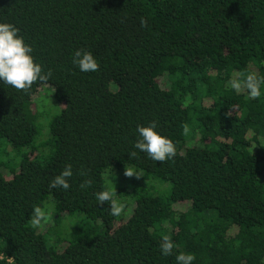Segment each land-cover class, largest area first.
<instances>
[{"label":"trees","instance_id":"trees-1","mask_svg":"<svg viewBox=\"0 0 264 264\" xmlns=\"http://www.w3.org/2000/svg\"><path fill=\"white\" fill-rule=\"evenodd\" d=\"M0 23L52 72L28 92L0 81V264H264V85L254 100L230 85L264 77V0H0ZM77 50L99 70L81 72ZM41 88L59 108L44 123ZM152 122L176 146L162 163L134 148ZM68 164L70 188L50 189ZM125 167L141 177L115 189L117 217L96 193Z\"/></svg>","mask_w":264,"mask_h":264},{"label":"clouds","instance_id":"clouds-1","mask_svg":"<svg viewBox=\"0 0 264 264\" xmlns=\"http://www.w3.org/2000/svg\"><path fill=\"white\" fill-rule=\"evenodd\" d=\"M141 27L147 26V21L143 18L140 20ZM33 49L25 43L24 38L19 34V29L9 23H0V81L14 87L16 90L28 92L34 83L40 82L47 85V82L52 76L51 70L44 73L41 64L34 61L31 55ZM73 64L79 67L81 72H95L99 70V63L94 58L93 54L84 50H77L73 56ZM232 89L237 92L246 91L249 99H259L262 95L261 86L264 85V77H258L255 73H250L244 76L240 74L238 77L230 81ZM50 87L49 85H47ZM52 89V94L56 91ZM227 115V114H226ZM184 134L187 135L190 131L187 124L183 125ZM157 123L152 122L147 127L138 126L136 131L139 134L138 141L134 144V148L147 155L154 161L162 163L176 156V146L174 143L161 136L155 131ZM130 157H136L135 151L131 152ZM72 166L68 164L63 171L55 176L49 183L50 189L62 188L68 190L70 184L68 180L72 177ZM125 177L139 176L134 168L125 167ZM111 188H106L103 191L96 193V199L99 205L110 204L109 211L113 216H120L125 213V205L116 199L118 195L112 180L109 181ZM92 185L91 180L84 181L80 187L86 189ZM46 221V213L40 206H35L32 209L30 223L33 228L40 229ZM176 245L171 240L170 236L165 235L160 246L161 254L170 256ZM9 261L12 258H6ZM195 260L194 254L180 253L176 256L177 264H192Z\"/></svg>","mask_w":264,"mask_h":264},{"label":"rangeland","instance_id":"rangeland-1","mask_svg":"<svg viewBox=\"0 0 264 264\" xmlns=\"http://www.w3.org/2000/svg\"><path fill=\"white\" fill-rule=\"evenodd\" d=\"M41 89H45V88H41ZM50 90V93L49 91ZM51 89H45L43 90V92L40 93V97H39V105H38V110L41 111L43 109H45V114H43L42 116V121L43 123L46 121V119H48L53 113H56L58 111V107L54 104L55 102H53L54 100L52 99L51 96ZM55 110L53 112H50V114H46L47 112H49L50 110L54 109ZM124 170L125 169H121V173H123L122 175L120 174V172H118L117 174H112V175H107L105 176V173L103 174L104 179H105V184L108 188H111V184H110V180H112V183L115 187V189H119V188H123V186H128L130 184L133 183V179L132 177H125L124 176ZM158 182V181H157ZM155 182V186H158V183ZM165 185L168 184L166 183ZM164 186V185H163ZM38 206L42 207V209L44 210L45 213H51L52 210V200L50 198H46L42 203H40ZM32 215V213H31ZM30 215V217H31ZM83 219V215L80 214L79 212H73L70 215H63L60 217L58 228L55 231L56 233L63 230H70L72 227L78 225L81 220Z\"/></svg>","mask_w":264,"mask_h":264}]
</instances>
